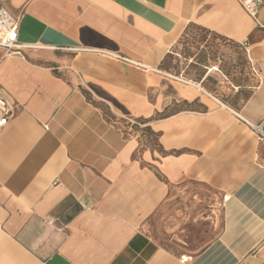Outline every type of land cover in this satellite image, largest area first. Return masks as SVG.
Wrapping results in <instances>:
<instances>
[{
  "label": "crops",
  "instance_id": "obj_1",
  "mask_svg": "<svg viewBox=\"0 0 264 264\" xmlns=\"http://www.w3.org/2000/svg\"><path fill=\"white\" fill-rule=\"evenodd\" d=\"M0 7L25 46L0 49V91L21 107L0 133V264H264V145L244 122L264 119V8L255 21L236 0ZM190 26L247 54L249 99L240 85L221 99L218 63L167 73ZM196 187L224 198L221 230L172 252L149 231Z\"/></svg>",
  "mask_w": 264,
  "mask_h": 264
},
{
  "label": "rangeland",
  "instance_id": "obj_2",
  "mask_svg": "<svg viewBox=\"0 0 264 264\" xmlns=\"http://www.w3.org/2000/svg\"><path fill=\"white\" fill-rule=\"evenodd\" d=\"M171 52L164 66L170 75L185 69L191 60L198 64L218 63L230 83L229 90H219L221 99L226 103H236L234 86H241L240 100H247L258 85L253 65L241 47L226 44L203 28L190 26ZM189 70L184 72L189 73ZM153 139L150 136L147 140ZM223 202L224 198L215 192L203 187L193 188L183 193L179 208L171 209L161 224L155 225L149 233L172 252L196 253L219 234L223 222Z\"/></svg>",
  "mask_w": 264,
  "mask_h": 264
},
{
  "label": "built area",
  "instance_id": "obj_3",
  "mask_svg": "<svg viewBox=\"0 0 264 264\" xmlns=\"http://www.w3.org/2000/svg\"><path fill=\"white\" fill-rule=\"evenodd\" d=\"M239 6L255 21L259 12L264 8V0H236ZM0 49L4 57L21 56L25 46L19 43V18L5 8L0 7ZM21 111V107L9 102L0 91V133ZM257 136L258 141L264 145V119L259 124H251L244 120Z\"/></svg>",
  "mask_w": 264,
  "mask_h": 264
},
{
  "label": "trees",
  "instance_id": "obj_4",
  "mask_svg": "<svg viewBox=\"0 0 264 264\" xmlns=\"http://www.w3.org/2000/svg\"><path fill=\"white\" fill-rule=\"evenodd\" d=\"M146 132L148 133V138H149L150 136H153V133H152V131H151L150 129H146Z\"/></svg>",
  "mask_w": 264,
  "mask_h": 264
}]
</instances>
